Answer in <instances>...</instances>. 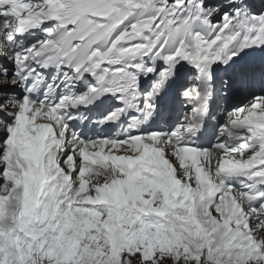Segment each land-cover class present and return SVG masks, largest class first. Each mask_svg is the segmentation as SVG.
Returning a JSON list of instances; mask_svg holds the SVG:
<instances>
[{"label": "snow or ice", "instance_id": "1", "mask_svg": "<svg viewBox=\"0 0 264 264\" xmlns=\"http://www.w3.org/2000/svg\"><path fill=\"white\" fill-rule=\"evenodd\" d=\"M190 3L189 15L179 19L184 0L171 5L167 0H0V38L16 67L9 73L0 65V87L27 84L20 100L0 92V112L12 117L11 123L0 119L7 133L0 144V264H264V203L252 204L264 196L259 191L264 186V96L229 112L220 129L226 139L211 149L185 142L199 127L197 102L210 66L236 56L234 44L264 45V16L247 17L237 9L214 25L210 18L219 9H203V0ZM134 16L140 18L125 24ZM48 21L52 26L44 28L43 40L27 48L16 40ZM194 24L203 32L193 33ZM186 37L192 38L191 47ZM141 38L144 42H133ZM173 44L174 51L165 55ZM150 54L162 57L166 67L144 94L145 120L153 116L152 101L178 59L200 71L201 83L183 92L195 105L183 123L170 133L123 140L84 141L69 134L68 107L116 92L127 94V107L137 101V76L104 64ZM48 66H67L75 74L63 78L65 92L56 103L47 99L59 86L54 82L44 101L30 95L43 80L37 69ZM85 73L97 83L77 94L75 81ZM13 78L15 83H5ZM125 111L115 110L105 121ZM160 143L170 145L177 159L182 151L199 153L198 162L181 173ZM153 148L170 168L161 167ZM214 148L243 157L229 163L222 155L216 179L210 170ZM109 169L111 177L105 175ZM233 174L252 181L244 186L247 191L225 182Z\"/></svg>", "mask_w": 264, "mask_h": 264}, {"label": "rangeland", "instance_id": "2", "mask_svg": "<svg viewBox=\"0 0 264 264\" xmlns=\"http://www.w3.org/2000/svg\"><path fill=\"white\" fill-rule=\"evenodd\" d=\"M7 137H0V143L4 142Z\"/></svg>", "mask_w": 264, "mask_h": 264}, {"label": "bare ground", "instance_id": "3", "mask_svg": "<svg viewBox=\"0 0 264 264\" xmlns=\"http://www.w3.org/2000/svg\"><path fill=\"white\" fill-rule=\"evenodd\" d=\"M12 86V85H11ZM3 99V97L2 96H0V100H2ZM0 104H2V101H0ZM178 113V112H177ZM123 124H125V122L123 123Z\"/></svg>", "mask_w": 264, "mask_h": 264}]
</instances>
